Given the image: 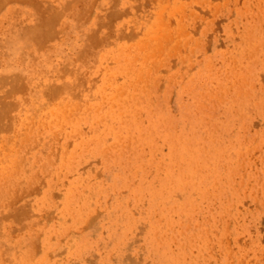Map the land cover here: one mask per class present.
<instances>
[{
	"label": "rangeland",
	"instance_id": "obj_1",
	"mask_svg": "<svg viewBox=\"0 0 264 264\" xmlns=\"http://www.w3.org/2000/svg\"><path fill=\"white\" fill-rule=\"evenodd\" d=\"M32 1L0 0V98L7 101L0 117L11 119L0 125V166L6 165L0 171V264H264V0ZM154 13L168 28L167 40L184 24L188 29L169 40L174 47L162 38L170 52L160 46L156 54H162L145 59L147 93L133 90L141 128L169 119L174 142L180 136L177 151L184 158L172 161L170 184L164 183L169 149L158 136L162 130L153 133L158 146L152 153L132 128L120 159L92 154V142L77 144L108 123L118 125L108 117L92 122L89 115L94 103L108 108L101 94L114 86L122 84L123 98L131 90L126 75L111 71L121 50L136 51L135 37L145 39L147 32L148 38V26L158 21ZM62 103L71 121L55 123L49 109ZM74 120L78 133L71 130Z\"/></svg>",
	"mask_w": 264,
	"mask_h": 264
},
{
	"label": "bare ground",
	"instance_id": "obj_2",
	"mask_svg": "<svg viewBox=\"0 0 264 264\" xmlns=\"http://www.w3.org/2000/svg\"><path fill=\"white\" fill-rule=\"evenodd\" d=\"M8 1V0H7ZM10 1V0H9ZM12 1V0H11ZM16 1V0H15ZM30 1V0H29ZM32 1V0H31ZM35 1V0H34ZM53 1V0H52ZM93 1V0H92ZM116 1V0H115ZM117 1H119V0H117ZM131 1H134V0H131ZM139 1V0H138ZM137 1V2H138ZM145 1V0H144ZM153 1H156V0H153ZM187 1V0H186ZM197 2H201V1H199V0H196ZM206 1V0H205ZM204 1V2H205ZM209 1V0H208ZM6 2V1H5ZM33 2V1H32ZM32 2H30V3H32ZM39 2V1H38ZM67 2V1H66ZM66 2H65V4H66ZM78 2H79V0H78ZM140 3H141V1H139ZM138 2V3H139ZM178 2L179 1H177L176 3L174 2V4H177V7L179 6L178 5ZM188 2V1H187ZM209 2H211V1H209ZM29 3V2H28ZM75 3H77V2H75ZM80 3V2H79ZM116 3V2H115ZM181 3H182V1H181ZM181 3H180V6H182L181 5ZM195 3V2H194ZM205 3H207V2H205ZM34 4H36V1H35V3ZM37 4H39V3H37ZM40 4H41V2H40ZM39 4V5H40ZM90 4H91V2L89 3V5L88 6H90ZM146 4V3H145ZM161 2L159 3V5L161 6ZM167 4V3H166ZM171 3H169L168 5H170ZM173 4V5H174ZM201 4V3H200ZM209 4H211V3H209ZM69 5V4H68ZM72 5V4H71ZM74 5V4H73ZM82 5V4H81ZM136 5H137V3H136ZM147 5V4H146ZM194 5V4H193ZM192 5V6H193ZM32 6H33V4H32ZM52 6H53V3H52ZM87 6V7H88ZM132 6H134V5H132ZM184 6V5H183ZM182 6V7H183ZM188 6V5H187ZM35 7H37V6H35ZM66 7H67V5H66ZM84 7V6H83ZM82 7V8H83ZM92 7H93V4H92ZM135 7V6H134ZM137 7H138V5H137ZM140 7V6H139ZM162 7V6H161ZM160 7V8H161ZM182 7H180V8H182ZM191 7V6H190ZM205 7V6H204ZM211 7H212V4H211ZM210 6L208 7V10L209 9H211V10H213L212 8H211ZM38 8V7H37ZM68 8V7H67ZM85 8V7H84ZM83 8V9H84ZM89 8V7H88ZM90 8H91V6H90ZM115 8V7H114ZM126 8H128V6H126ZM143 8H144V6H143ZM159 7H157L156 8V10L158 9ZM183 8H186V6L185 7H183ZM200 8V7H199ZM44 9V8H43ZM42 9V10H43ZM46 9H47V7L45 8V10H43V12L44 11H46ZM161 9H163V8H161ZM168 9V8H167ZM169 9H171L170 7H169ZM206 9V8H205ZM204 9V10H205ZM214 9H215V6H214ZM40 10V12L42 11L41 9H39ZM88 10V9H87ZM89 10H91V9H89ZM113 10V9H112ZM112 10H111V12H112ZM116 10V9H115ZM126 10H128V9H126ZM135 10V9H134ZM181 10V9H180ZM190 10V9H189ZM217 10V9H216ZM52 11L53 10H51V13H52ZM78 11H81L80 10V7H79V10ZM114 11V10H113ZM121 11H123V9L121 10ZM142 11V10H141ZM164 11V10H163ZM163 11H162V14H163ZM183 11H184V9H183ZM186 11V10H185ZM184 11V12H185ZM187 11H188V9H187ZM191 11V10H190ZM215 11V10H214ZM48 12V11H47ZM54 12V11H53ZM82 12V11H81ZM85 12V11H84ZM84 12H82V13H84ZM89 12V11H88ZM116 12H120V11H116ZM116 12H113L114 14L116 13ZM160 12V11H159ZM164 12H166V10L164 11ZM168 12V11H167ZM167 12H166V17L168 16L167 15ZM180 12H182V11H180ZM209 12H213V11H208V13ZM61 13V12H60ZM64 13V12H63ZM80 13V12H79ZM112 13V14H113ZM128 13H129V11H128ZM156 13V12H155ZM155 13H154V15H155ZM174 13V12H173ZM187 13V12H186ZM193 13V12H192ZM58 14V13H57ZM85 14V13H84ZM114 14L112 15L113 17H114ZM119 14H121V12L119 13ZM119 14H118V17H119ZM189 14V13H188ZM210 14V13H209ZM213 14H214V12H213ZM42 15V14H41ZM40 15V16H41ZM45 15H46V13H45ZM45 15H43V16H45ZM101 15V14H100ZM111 15V14H110ZM109 15V16H110ZM126 15V14H125ZM158 15V17H160L161 15H159V14H157ZM157 15H155L156 16V19L155 20H158L157 18ZM164 15V14H163ZM164 15V16H165ZM179 15V14H178ZM181 15H184V16H186L185 15V13L184 14H181ZM192 15V14H191ZM196 15H198V14H195L194 16H196ZM211 15V14H210ZM57 16V15H56ZM60 16V15H59ZM116 16V15H115ZM121 16V15H120ZM206 17H207V15H205ZM214 16V15H213ZM61 17V16H60ZM169 17V16H168ZM171 18H172V15L170 16ZM176 17H178V16H176ZM198 17V16H197ZM197 17H194V19L195 18H197ZM202 17V16H201ZM200 17V18H201ZM44 18V17H43ZM155 18V17H154ZM179 18V17H178ZM203 18H205V17H203ZM50 19V18H49ZM55 19H56V17H55ZM60 19V18H59ZM113 19V18H112ZM116 19V18H115ZM182 19V18H181ZM181 19L180 20H178V21H181ZM211 19V18H210ZM41 21H42V18L40 19ZM54 19H53V17H52V19H51V21H53ZM76 20H78V19H76ZM109 20V19H108ZM114 20V19H113ZM172 20V19H171ZM170 20V21H171ZM202 20V19H201ZM45 21H49V20H45ZM57 22H58V20H56ZM56 21H54V22H56ZM159 21H160V18H159V20L158 21H156L155 23H154V27H152V26H148V30H147V28H146V30L149 32V36H148V38H147V35H146V33L147 32H145V34H144V37H145V39H142L141 40V38L139 39V40H136V39H138L137 37H133L134 39H135V41H138L136 44H138L137 46H136V51H135V49H134V53H130V52H123V50H121L117 55H116V61H120V62H118V64H117V66L113 69V71H111V73L113 74V72L114 71H116V72H121L123 75L122 76H124V75H126V77H127V79H128V85H129V87L131 88V90L130 91H128V92H126V96H124V98L126 99V100H131V103H134V105H132V106H128L127 104H125V101H124V98L123 97H121L120 95L121 94H123L124 93V91H123V93H122V91L120 90V88L122 87V84H119V85H116V86H114V88H113V90L110 92V93H108V94H101V97H104L107 101H108V103H109V106H108V108H106L105 110H100V108L98 107V105H99V102H97V103H94V108L91 110V112H90V118L92 119V122H98V121H100V120H102L103 118H105V117H108V118H114V120L115 121H117V123H118V125L116 126V127H113L111 124H106L100 131H93V133L88 137V139H86V140H81V141H79L77 144L78 145H81V144H88L89 142H92V145H93V147H92V149L90 150L91 152H92V154H98V155H100V157H101V159L103 158V157H105V156H107V155H109V154H113L114 155V159H120V158H123V152H124V147H127V149H128V146H126V143H124V141L125 140H129V141H131V132H132V128H135V130H136V132H137V139L140 141V143L141 142H144V143H148V145H149V148L151 149V152L153 153L154 152V150H155V147L156 146H158V145H156L155 144V142H154V136H153V133H156L157 132V130H162V132L159 134L158 133V136H161L163 139H165L166 141H167V144H168V149H169V151H168V154H167V157H168V162H166V164H165V166H164V168H165V176H166V179L164 180V183L165 184H170V183H172L173 181H174V179L175 178H173V176H175V172L173 171V168H172V161L173 160H182L183 158H184V155L181 153V152H179V151H177L178 149H179V147L176 145L177 143H179L180 142V136H176V140H175V142H174V138H173V136L174 135H172V132H171V130H172V126H171V124H168L169 122H170V120L169 119H164V118H161V121H159V120H157L155 123H151V125H147V126H144L143 128H141L140 126H139V124H138V115H137V113H138V103H139V101H138V98H139V95L138 96H136L135 95V92L133 91V90H135L136 88H138V90H139V92L141 91V93L142 94H146L147 93V89H144L142 86H143V84L142 83H144L145 81H147L148 79H149V73H150V68L151 67H147L146 66V63H145V59L147 58V57H151V58H153L154 56H157V54H158V56H159V54H162V52L160 53H157L156 54V52L160 49V46H161V43L162 42H164L163 41V39H165V38H163V36H165V34H166V31H165V28H164V24L163 25H160V23H159ZM177 21V20H176ZM178 21H177V25L178 26H181L182 25V23L184 24V22H181V23H178ZM198 21V20H197ZM53 22V23H54ZM56 22V23H57ZM107 22H109V21H107ZM129 22H130V20H129ZM173 22H174V20H173ZM55 23V24H56ZM101 23V22H100ZM149 23V22H148ZM200 23V22H199ZM204 23V22H203ZM40 24V23H39ZM41 24H43L42 22H41ZM40 24V25H41ZM58 24V23H57ZM105 24V23H104ZM111 24H113V22L111 23ZM124 24V23H123ZM134 24H136V23H134ZM150 24H152V22L150 23ZM168 24H169V22H168ZM173 24H175V23H173ZM191 24V23H190ZM39 25V26H40ZM48 25H50V24H48ZM53 25V24H52ZM97 25H98V23H97ZM100 25V24H99ZM101 25H102V23H101ZM114 25V24H113ZM172 25V24H171ZM185 25V24H184ZM183 25V30H185L186 28H184L185 26ZM42 26V25H41ZM46 26V25H45ZM51 26V25H50ZM102 26H104V25H102ZM105 26H106V24H105ZM109 26V25H108ZM107 26V27H108ZM122 26V25H121ZM131 26V25H130ZM134 26V25H133ZM132 26V29L134 28ZM162 26V27H161ZM169 26H170V24H169ZM195 26H197V25H195ZM200 26V25H199ZM43 27V26H42ZM64 27H65V25H64ZM106 27V28H107ZM111 27V26H110ZM110 27H108V28H110ZM114 27V26H113ZM125 27V26H124ZM173 27H174V25L172 26V28H171V30L174 32V30H173ZM48 28H49V26H48ZM55 28V27H54ZM53 28V29H54ZM96 28V27H95ZM119 28H121V27H119ZM195 28V27H194ZM43 29V28H42ZM46 30H47V27L45 28ZM51 28H49L48 30H50ZM62 29V28H61ZM97 29V28H96ZM122 29V28H121ZM120 29V30H121ZM130 29V28H129ZM128 29V30H129ZM141 29V28H140ZM166 29H168V28H166ZM174 29H175V27H174ZM176 29L177 30H180L181 29V27H180V29L178 28V27H176ZM190 29V28H189ZM58 30H60V29H55V32H57ZM95 30V29H94ZM134 30V29H133ZM142 30V29H141ZM171 30H169L170 31V34H174L175 33V35H173V37L175 36L176 37V35H180V32L181 31H183V30H181L179 33L178 32H174V33H171ZM198 30V29H197ZM44 31V30H43ZM54 31V30H53ZM96 31V30H95ZM168 31V32H169ZM186 31V30H185ZM185 31H183V32H185ZM192 31H195V30H193L192 29ZM40 32H42V31H40ZM51 32H52V30H51ZM60 32V31H59ZM136 31H134V33H135ZM141 32V31H140ZM186 32H188V29H187V31ZM92 33H95L94 31L93 32H90L89 34H92ZM97 33V32H96ZM123 33V32H122ZM137 33V32H136ZM178 33V34H177ZM193 33V32H192ZM195 33V32H194ZM54 34H56V33H54ZM112 34V33H111ZM121 34V33H120ZM139 33H137V34H135L136 36L138 35ZM148 34V33H147ZM168 34V33H167ZM169 34V35H170ZM183 34V33H182ZM45 35V34H44ZM53 35V34H52ZM51 35V37L53 38V36ZM141 35H142V33H141ZM146 35V36H145ZM194 35H196V34H194ZM89 36V35H88ZM90 36H92L93 37V35H90ZM89 36V37H90ZM106 36V35H105ZM122 36V35H121ZM143 36V35H142ZM181 36V35H180ZM46 37H48L49 38V36H46ZM50 37V38H51ZM92 37H90V39H93ZM109 37H110V34H109ZM119 37H120V35H119ZM118 37V38H119ZM139 37H141L140 36V34H139ZM143 37V38H144ZM170 37V36H169ZM173 37L171 36V38H168L169 40L170 39H173ZM179 37V36H178ZM192 37V36H191ZM47 38V39H48ZM49 38V39H50ZM51 38V39H52ZM102 37L100 36V39H101ZM108 38V37H107ZM130 38V37H129ZM163 38V39H162ZM43 39V38H42ZM124 39H125V36H124ZM44 40V39H43ZM94 40V39H93ZM128 40H131V39H128ZM127 40V41H128ZM133 40V39H132ZM166 40L167 39H165V43H166ZM169 40H167L169 43H170V41ZM174 41L173 42H175V39H173ZM178 40V39H177ZM179 40H182V39H179ZM47 41V40H46ZM186 41V43H187V40H185ZM90 42H92L91 40H90ZM94 42V41H93ZM130 43H131V41H129ZM129 42H126V43H128V44H130ZM132 42H134V41H132ZM183 42V41H182ZM41 44L42 43H45V41L43 42H40ZM99 43H100V41H99ZM168 43V44H169ZM171 43H172V40H171ZM171 43L168 45V46H170L171 45ZM93 44V43H92ZM97 44H98V42H97ZM132 44V43H131ZM134 44H135V42H134ZM135 44V45H136ZM164 44V43H163ZM39 45V44H38ZM95 44H93V46H94ZM99 45V44H98ZM133 45V44H132ZM166 45V44H165ZM163 45L164 47H165V49H168V50H165V52H170L169 50H171V48L169 49L168 48V46L166 45ZM172 45H173V47L176 45V43H175V45H174V43H172ZM171 45V46H172ZM191 45V44H190ZM205 45V44H204ZM46 46V45H45ZM126 46H128V45H126ZM170 46V47H171ZM40 47V49H41V47H43V45L42 46H39ZM51 47V46H50ZM138 47V48H137ZM163 47V48H164ZM172 47V48H173ZM185 47H186V45H185ZM163 48H162V46H161V49H160V51H163ZM142 49H144V51H141ZM86 50V49H85ZM173 50H174V48H173ZM110 53V52H109ZM168 54V53H167ZM251 54H252V52H251ZM83 56V55H82ZM81 57V56H80ZM85 57V56H84ZM174 57V56H173ZM198 57H199V55H198ZM227 57V56H226ZM82 58V57H81ZM73 59V58H72ZM78 59V58H77ZM162 60H163V58H162ZM111 61V60H110ZM149 61H153V60H149ZM233 61H234V59H233ZM113 62V61H112ZM111 62V63H112ZM103 63V62H102ZM107 63V62H106ZM110 63V62H109ZM160 63H162L161 61H160ZM156 64H157V61H156ZM155 64V65H156ZM168 64V63H167ZM153 66L154 64L152 63V64H150V66ZM154 65V67H156ZM264 66V65H263ZM66 67V66H65ZM101 68V67H100ZM158 68V67H157ZM182 69V68H181ZM72 70V69H71ZM70 70V72H72ZM107 70V69H106ZM158 70V69H157ZM189 70H190V68H189ZM66 71V70H65ZM65 73V72H64ZM81 73V72H80ZM263 73V72H262ZM18 74V73H17ZM119 74V73H118ZM14 75H16V73L14 74ZM76 75V74H75ZM83 75H85V74H83ZM18 76H20L19 74L17 75V77H15V78H20V77H18ZM25 76V75H24ZM64 76V75H63ZM78 76V75H77ZM81 76V75H80ZM97 76V75H96ZM96 76H95V78H96ZM111 76V75H110ZM117 77H120V76H117ZM15 78H13L14 80H15ZM60 78H62V77H60ZM85 78H87L86 76H85ZM94 78V77H93ZM151 78V77H150ZM242 78H244V77H242ZM17 79V80H18ZM81 78H79L78 80H80ZM89 79H91V78H89ZM117 79V78H116ZM119 79V78H118ZM21 81L23 80V77H22V79H20ZM82 80V79H81ZM110 80V79H109ZM161 80V79H160ZM20 81V82H21ZM127 81V80H126ZM125 81V82H126ZM262 81V80H261ZM15 82V81H14ZM17 82V81H16ZM16 82H15V84H16ZM19 82V83H20ZM83 82V81H82ZM81 82V83H82ZM139 82H141L140 84H142V85H139ZM156 82V81H155ZM2 83V82H1ZM54 83V82H53ZM77 83H79V81H77ZM92 83H94V80H93V82ZM15 84H14V86H15ZM23 84H24V82H23ZM22 84V85H23ZM65 84V83H64ZM63 84V85H64ZM76 84V83H75ZM117 84V83H116ZM147 84V83H146ZM157 84V83H156ZM256 84V83H255ZM262 84H263V82H262ZM22 85L20 86H18V87H20V89H21V87H22ZM26 85V84H25ZM24 85V86H25ZM37 85V84H36ZM58 85V84H57ZM73 85V84H72ZM95 84H93V86H94ZM159 85V84H158ZM2 86V85H1ZM59 86V85H58ZM71 86V85H70ZM69 86V87H70ZM76 86V85H75ZM74 86V87H75ZM78 86V85H77ZM82 86H83V84H82ZM91 87H92V85H90ZM90 86H88V87H90ZM256 86V85H255ZM27 87V86H26ZM26 87H24V88H26ZM55 87V86H54ZM61 87H62V85H61ZM68 87V88H69ZM73 87V88H74ZM83 87H85V86H83ZM65 88H67L66 86H65ZM67 88V89H68ZM72 87H70V89H71ZM78 88V87H77ZM86 88V87H85ZM129 88V89H130ZM206 88V87H205ZM20 89H18V91H20ZM23 89V88H22ZM22 89H21V91H22ZM49 89V88H48ZM63 89V88H62ZM61 89V90H62ZM96 89V88H95ZM159 89H160V87H159ZM25 90V89H24ZM50 90V89H49ZM51 90H52V88H51ZM50 90V91H51ZM72 91H74L73 89H71ZM80 90V89H79ZM78 89L76 90V91H79ZM83 90H84V88H83ZM126 90V89H125ZM72 91H70L69 90V94L68 95H70L71 94V92ZM82 91V90H81ZM160 91V90H159ZM55 92V91H54ZM58 92V91H57ZM22 94V93H21ZM51 94H52V92H51ZM58 94H60L59 92H58ZM261 94V93H260ZM47 95V94H46ZM56 95H57V93H56ZM61 95V94H60ZM67 95V96H68ZM72 95V94H71ZM70 95V96H71ZM78 95V94H77ZM198 95L199 96H202V94H201V92L200 91H198ZM240 95V94H239ZM1 96V95H0ZM75 96V95H74ZM90 96V95H89ZM215 96V95H214ZM244 96V95H243ZM3 97V96H2ZM7 97V96H6ZM50 97V96H49ZM58 97V96H57ZM57 97H56V99H57ZM64 97V96H63ZM79 97V96H78ZM81 97V96H80ZM152 97V96H151ZM55 98V97H54ZM53 98V99H54ZM71 98H76V96L75 97H71ZM82 98V97H81ZM4 99H5V97H4ZM55 99V100H56ZM77 99V98H76ZM78 99H80V98H78ZM77 99V100H78ZM55 100H52V101H55ZM81 100V99H80ZM80 100H78V102L80 101ZM2 101H4V100H2L1 98H0V104L2 103V106L4 105V103L2 102ZM4 102H7V101H4ZM14 102V101H13ZM17 102V101H16ZM56 102V101H55ZM71 102V101H70ZM11 103V102H10ZM52 104H54L53 102H52ZM11 105H12V103H11ZM55 105H56V103H55ZM113 105H115V107H113ZM15 106H16V104H15ZM253 106V105H252ZM1 107V106H0ZM6 108V107H5ZM2 109V108H1ZM7 109V108H6ZM5 109V110H6ZM10 109V108H9ZM8 109V111L10 112L11 110H9ZM12 109H14V108H12ZM16 109V108H15ZM249 109H250V107H249ZM4 110V109H3ZM70 110V107L67 105V103H62V105H60V106H57V107H54V108H52V109H49V114L55 119L54 120V122L55 123H58V122H69V121H71V119L69 120V117H68V114H69V111ZM193 110V108H191V111ZM5 113V112H4ZM82 113V112H81ZM2 114V113H1ZM48 114V115H49ZM7 115V114H6ZM142 115V114H141ZM2 117H0V125H1V122H6L8 119H10V117H8V119L7 120H4V118H5V116L2 114L1 115ZM10 116H11V118H12V115L10 114ZM7 117V116H6ZM28 117V116H27ZM48 117V116H47ZM198 118H201V116L200 115H198L197 116ZM2 120H4V121H2ZM11 120V119H10ZM27 120V119H26ZM107 120V119H106ZM14 121V120H13ZM18 121H19V119H18ZM36 121V120H35ZM16 122V121H15ZM14 122V123H15ZM131 122V123H130ZM7 123H9V122H7ZM77 123V120H74V121H72V126H71V130H74V131H76L77 133L78 132H80L78 129H77V127L75 126V124ZM9 124H11V122L9 123ZM9 124H8V126H9ZM17 124V123H16ZM27 124V123H26ZM154 124V125H153ZM7 126V124H4V126ZM2 126V125H1ZM3 126V127H4ZM8 126H7V128H8ZM46 126V125H45ZM12 127V126H11ZM10 127V128H11ZM68 127V126H67ZM84 127V126H83ZM146 127V128H145ZM10 128H8V131H9V129ZM22 128V127H21ZM20 128V129H21ZM62 128V127H61ZM235 128V127H234ZM3 131H4V129L3 128H1ZM24 129V128H23ZM85 129V128H84ZM5 130H6V128H5ZM12 130V129H11ZM233 130V129H232ZM2 131V132H3ZM12 132H15V131H12ZM54 132V131H53ZM52 132V133H53ZM88 132V131H87ZM1 133V132H0ZM5 133V132H4ZM56 134H57V132H55ZM63 133V132H62ZM1 135V134H0ZM54 135V134H53ZM62 135V134H61ZM107 135H109V137H111V141L110 142H107ZM14 136H16V135H14ZM26 136V135H25ZM83 137H85V136H83ZM13 138V137H12ZM12 138L10 139V140H12ZM245 138V137H244ZM110 139V138H109ZM90 140V141H89ZM9 141V140H8ZM40 141V140H39ZM59 141V140H58ZM13 142V141H12ZM15 142V141H14ZM14 142H13V144H14ZM1 143V142H0ZM17 143V142H16ZM15 143V144H16ZM53 143V142H52ZM59 143V142H58ZM252 143V142H251ZM34 144V143H33ZM250 145V144H249ZM4 146H5V144H4ZM6 146H8V145H6ZM10 146V145H9ZM12 147H13V145H12ZM11 147V148H12ZM30 146H28V148H29ZM35 147V146H34ZM51 147H53L52 145H51ZM245 147V146H244ZM8 148V147H7ZM10 148V147H9ZM16 149V148H15ZM30 150H31V147L29 148ZM67 149V148H66ZM242 149H243V147H242ZM2 150H3V148H2ZM10 150V149H9ZM8 150V151H9ZM57 150V149H56ZM19 152V151H18ZM24 152H25V150H24ZM58 152V151H57ZM56 152V153H57ZM150 152V153H151ZM26 153H27V150H26ZM50 153V152H49ZM66 154V153H65ZM64 155V154H63ZM67 156V160L65 161V163H69L70 161L68 160L69 159V157H71V153H68V154H66ZM233 155H235V154H233ZM56 156V155H55ZM110 156V155H109ZM8 158V157H7ZM136 159H138V155H136ZM251 159V158H250ZM56 161V160H55ZM99 161V160H98ZM108 161V159H104V162L106 163ZM111 161L113 162V159H111ZM21 162V161H20ZM103 162V161H102ZM148 163H152L153 164V166H154V168L155 169H157V168H159V164L158 163H153V161H152V158H150L149 159V162ZM20 165V164H19ZM225 165V164H224ZM252 166V165H251ZM5 168H6V165L5 164H3V165H1L0 166V171L1 172H4L5 171ZM62 170V169H61ZM99 170V169H98ZM152 171V170H151ZM100 172V171H99ZM38 173V172H37ZM48 173H49V171H48ZM37 175V174H36ZM48 175V174H47ZM59 175H61V172H60V174ZM39 176V175H38ZM40 177V176H39ZM43 177V176H42ZM182 178H183V175L182 176H180V177H177L176 178V182H177V184L176 185H181V184H179V181H181L182 180ZM37 179V178H36ZM41 179V178H40ZM54 179V178H53ZM90 180V179H89ZM64 182V181H63ZM133 182H135V181H133ZM36 184V183H35ZM33 186V185H32ZM35 186V185H34ZM168 186V185H167ZM16 187V186H15ZM29 187H30V185H29ZM18 188V186L15 188V189H17ZM31 188V187H30ZM25 188H23V191H26V190H24ZM32 189V188H31ZM34 189V188H33ZM32 191V190H31ZM34 191V190H33ZM21 192H22V190H21ZM53 192V191H52ZM51 192V193H52ZM168 192H170V191H168ZM13 193H15V191L13 192ZM12 193V194H13ZM28 193V192H27ZM59 193V192H58ZM19 196L20 194H15V196ZM13 196H14V194H13ZM15 196H14V199H16L15 198ZM21 196V195H20ZM72 196H74V194H73V192H72V189L70 188L69 190H68V194L66 195V197H65V210L68 212L69 211V209H70V204H71V202L73 201L72 200ZM7 197V196H6ZM20 198V197H19ZM152 198H154V196L152 197ZM81 199V198H80ZM3 200V199H2ZM10 200V199H9ZM11 200H13V199H11ZM7 202H8V200H7ZM10 202V201H9ZM5 203V202H4ZM11 203V202H10ZM79 203V202H78ZM128 203V202H127ZM9 204V203H8ZM7 204V205H8ZM4 206H5V204H4ZM96 208V207H95ZM71 210H73V208H71ZM78 210L79 209H75V211L76 212H78ZM75 212V213H76ZM81 214L79 213V216H80ZM89 218V217H88ZM87 222H88V220H86ZM85 221V222H86ZM87 222H86V224H87ZM144 229V228H143ZM9 230V229H8ZM141 231V230H140ZM32 241V240H31ZM33 242V241H32ZM34 248V247H33ZM39 264V263H38Z\"/></svg>",
	"mask_w": 264,
	"mask_h": 264
}]
</instances>
